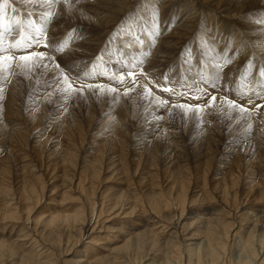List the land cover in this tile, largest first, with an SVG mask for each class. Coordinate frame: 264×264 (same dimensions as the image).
Here are the masks:
<instances>
[{
    "label": "rangeland",
    "instance_id": "obj_1",
    "mask_svg": "<svg viewBox=\"0 0 264 264\" xmlns=\"http://www.w3.org/2000/svg\"><path fill=\"white\" fill-rule=\"evenodd\" d=\"M45 1L0 0V264H72L88 248L84 264H264V56L241 46L264 0L206 2L186 38L192 5L179 17L183 3L132 0L103 28L81 18L108 1ZM213 14L235 34L221 47ZM33 38L43 58L19 52ZM213 84L214 102L180 107ZM228 102L250 131L229 129Z\"/></svg>",
    "mask_w": 264,
    "mask_h": 264
},
{
    "label": "bare ground",
    "instance_id": "obj_2",
    "mask_svg": "<svg viewBox=\"0 0 264 264\" xmlns=\"http://www.w3.org/2000/svg\"><path fill=\"white\" fill-rule=\"evenodd\" d=\"M17 1V0H16ZM20 1V0H19ZM24 1V0H23ZM27 1V3H28V0H26ZM42 1H45V0H42ZM108 1V4H110L111 5V8L110 7H107V8H105V9H98V8H96V9H94L92 12L94 13V16L95 17H87L88 18V20H87V18H81V20L82 21H88V24L89 25H92L93 24V22L95 21V24H96V26H98V27H102L103 26V28H108L109 26H112V25H115V23L117 22H119V21H122V20H124V19H126L125 21H128V19H129V16H127L126 15V13H127V10H128V8H129V3L132 1V0H112V2H111V0H100V2H107ZM110 1V2H109ZM134 1V0H133ZM132 1V2H133ZM149 3H150V1L149 0H147ZM176 0H165V3L164 4H166V3H168L169 2V4H176V5H174L173 7H176V6H178V5H180V3H183V6H185L184 7V10L181 12V14L179 13V17L181 16V15H184V14H186V12H188V6L189 5H192V6H194L193 8L194 9H196L195 11H193L192 13H189V14H187V18L183 21V20H181V21H183V23H180L179 24V27H178V30L180 31V32H178L179 33V35L181 36V34H182V37L183 38H186V37H188V32L190 33V31L188 30V28H191V24L193 23L194 24V26L195 25H197V22L199 21V19H200V16L201 15H199L198 13H199V10H200V7L201 6H203V4H206V2L207 3H209V6H210V4L212 3V1L213 0H177L176 2H175ZM205 1V2H204ZM46 2V1H45ZM120 2H122V3H126V7H125V9H122V7H124V6H121L119 3ZM200 2H204V3H200ZM50 1L48 0L47 1V4H49L50 5ZM52 4V3H51ZM194 4V5H193ZM202 4V5H201ZM229 5V6H227V5ZM144 5H148L147 3L145 4H143L142 5V8H144ZM199 5V6H198ZM207 5V4H206ZM212 6H214V3H212L211 4ZM232 6H234V4H232V2L231 1H228V0H218V2H216V5H215V9L217 8V9H223V12H226V13H231L230 11V9L232 8ZM253 7V8H252ZM252 7H250L251 9H246V10H244L243 12H242V15L244 16H248V15H250V13L251 12H254V10H256L257 8H258V6H252ZM190 8V7H189ZM214 11V10H213ZM213 11L211 12V11H209V9H208V16H207V19H209V13L211 12V13H213ZM216 12V11H215ZM215 12H214V14H215ZM240 11H236L235 13L236 14H238ZM254 13H256V12H254ZM152 14H154L153 12L151 13V15ZM194 14H196L195 16H194ZM214 14H213V16L211 17V23L210 24H213V25H215V24H217L218 25V27L217 28H215V29H211L212 30V33H214L215 34V32L218 30V32H222V29H227L228 31H229V33H231V35H233V37H231V38H234V36H235V34H232V30H230V29H228V28H226L225 26H224V24L223 23H218L217 21H216V19H214ZM189 15V16H188ZM233 14H231V16H232ZM83 16V15H82ZM100 17V16H102V19H97V17ZM183 18H184V16H183ZM214 20H213V19ZM233 18H234V16H233ZM244 18V17H243ZM180 22V21H179ZM228 23H230V22H228ZM192 30V29H191ZM248 30H250V33H246V34H250V36H249V41L248 40H244L243 38H242V45L241 46H244V47H246V45H248L249 47H248V49L246 48V51H244L243 53H242V56H247L251 51H258L259 53H261L262 54V56H264V26H254L253 28L251 27V28H249ZM183 31V32H182ZM162 35H163V33H161ZM224 35V36H222L221 37V35ZM222 34H220V37L218 38L219 40V42H220V44H219V46L221 47V45L223 44V42H224V40L226 41L227 39L226 38H224V37H228L229 36V34H227V32H225V31H223L222 32ZM213 38H214V35H211ZM43 38V37H42ZM183 38H180V39H183ZM240 39H241V37H239ZM221 39H222V42H221ZM88 40H90L91 42L92 41H99L100 40V37L99 36H97V35H91V36H89L88 37ZM216 41V40H215ZM228 41V40H227ZM254 41V42H253ZM44 42V40H41V41H39V43H43ZM183 41L182 40H179V42L178 43H182ZM230 42V41H229ZM244 42L245 43H247V44H244ZM262 43V44H261ZM234 44H236V41H235V43ZM29 45H31V44H28V46H27V48L28 49H24V48H20V50H19V52H21V53H23V52H27V54H32L31 52H35L36 50H39L38 49V45L36 46L37 48L35 49L34 47H33V45H32V47H30ZM42 48H44L45 50H46V48L44 47V46H41V50H43ZM239 49H240V47H239ZM71 51H75L74 49H72ZM45 52V51H44ZM47 52V51H46ZM221 55V58H220V60H223V61H226L227 59H225V57H228V56H226V55H224V52L223 53H221L220 54ZM46 61V60H45ZM41 62V61H40ZM47 64V63H46ZM149 65H151V63L149 62ZM151 70H152V68L150 67V68H147V69H143V70H137L136 71V73L134 72V73H127L126 72V76L124 77L125 79H124V81L125 80H130V82H131V80L132 79H138V78H140L139 77V74L141 73L140 71H147L146 73L144 72L143 74H142V76H149V77H147L148 79L151 77V76H153L154 75V72H151ZM124 75H125V73H124ZM141 76V75H140ZM123 79V78H122ZM151 79H152V77H151ZM143 80V79H142ZM61 81V80H60ZM200 84V83H199ZM143 87V86H142ZM220 90V89H218V85H214L213 84V86H212V89H210L208 92V94H207V90L205 91V92H200L199 93V97H198V100L200 101H198L199 103H201L202 105H199V103H196V102H194V104L192 105V107H191V109H193V111L192 112H197L196 110H197V107H196V105L198 104V106H203L205 103H204V100L205 99H208V100H210L213 96H215L214 95V92H212V91H217V90ZM222 90V89H221ZM198 94V93H197ZM230 94H231V92H230ZM220 95V94H219ZM237 98H239V97H237ZM232 99V98H231ZM234 100V99H233ZM228 101H230V100H228ZM220 102V101H219ZM231 102V101H230ZM234 102V101H233ZM229 103V102H228ZM235 105H232L231 103H229V105H231V106H229L230 108L231 107H233V109L234 110H236V112H238L239 113V115H241V116H238L237 115V118L238 119H236V116L235 115H231L232 117H230L229 118V116H227L228 117V121L230 122V123H232L233 121H234V123L233 124H230V127H229V129H232V128H234L237 124H238V121H239V124L236 126V128L239 130V129H241L242 128V126H247V124L250 122V121H254V116L253 115H251L250 114V112H248V111H244L242 108H240V107H237L236 105H240L239 103H234ZM257 104V103H256ZM165 105V104H164ZM169 105V104H168ZM228 107V108H229ZM253 107V106H252ZM162 108L163 107H158V108H156V111H159L160 112V110L162 111ZM232 109V108H231ZM251 109V108H250ZM199 111L200 110H198V113H199ZM249 111H251V110H249ZM252 113V112H251ZM218 114H220V113H218ZM201 116H202V114H200ZM216 115V114H215ZM224 115V114H223ZM225 116V115H224ZM223 116V117H224ZM225 116V117H226ZM200 117V116H199ZM205 117V116H204ZM207 117V116H206ZM224 117V118H225ZM221 118V117H220ZM200 119V118H199ZM199 119L198 118H196V125L194 124V128H197L200 124H204V123H208V120L207 121H199ZM207 119V118H206ZM198 122V123H197ZM256 122V121H255ZM193 125V124H192ZM253 125L252 124H248V127L246 128L247 130V132L248 131H250V128L252 127ZM193 127V126H192ZM152 128H157V126H153ZM3 129V128H2ZM0 130H1V127H0ZM2 131V130H1ZM5 131V130H4ZM3 131V132H4ZM152 132V131H151ZM247 132H245V133H247ZM151 134V133H150ZM147 142H149L148 141V139L147 138H142V139H140L139 141H136V144H135V146L137 147V146H140V148H143L144 146H145V143H147ZM175 144V143H174ZM179 145V144H178ZM173 146V145H172ZM138 149V148H137ZM191 149H192V152L194 151V152H196L195 153V156H197V158H203L205 155H203V151L201 150V147H199L198 148V146H194L193 148L191 147ZM184 150V149H183ZM196 150V151H195ZM179 152H180V150H179ZM183 152V151H182ZM193 152V153H194ZM247 153H248V155L250 154V155H252L251 153V151L249 150V148H248V150H247ZM174 156V155H173ZM58 217V216H57ZM56 217V218H57ZM201 218V217H200ZM200 218H198V220H200ZM95 228V227H94ZM104 228V227H103ZM185 230V229H184ZM147 231V230H146ZM95 231H93L92 230V234L94 233ZM188 239H190L189 241H192L193 239H196L197 238V236L196 235H190L189 237H187ZM90 242V244H95V245H98L99 243L97 242V240L96 241H94V239L93 240H90L89 241ZM5 243H7L6 241H1L0 242V245L1 246H3V245H6ZM193 244H195L194 242H187V243H185V246H190V245H193ZM187 250H189V259H190V251H192V249H187ZM75 252V251H74ZM88 252H90V249L88 248L86 251H83V254L84 255H82V256H79L78 258H77V260L76 261H70V260H67L69 263L70 262H72V264H84V263H86L87 261H88V258H85L86 256V254L88 253ZM259 264V263H258ZM261 264H262V262H261Z\"/></svg>",
    "mask_w": 264,
    "mask_h": 264
},
{
    "label": "snow or ice",
    "instance_id": "obj_3",
    "mask_svg": "<svg viewBox=\"0 0 264 264\" xmlns=\"http://www.w3.org/2000/svg\"><path fill=\"white\" fill-rule=\"evenodd\" d=\"M34 40H35V43L38 45L39 44V40L38 39H35V38H33ZM31 43V42H30ZM45 47H47L48 45L47 44H45L44 45ZM33 57H38V58H43L44 57V53H32L31 54ZM21 59H25V57H21ZM57 67H59V65H57ZM165 79H167V74L165 75ZM88 87L89 88H92V87H94V86H92V85H88ZM95 87H97V88H99L100 86H95ZM168 91H171V89H167ZM216 100V97L215 96H213L212 98H211V101L212 102H214ZM180 107H189V108H191L192 106L191 105H188V106H185V105H181ZM197 107V109H199V107L200 106H196Z\"/></svg>",
    "mask_w": 264,
    "mask_h": 264
}]
</instances>
